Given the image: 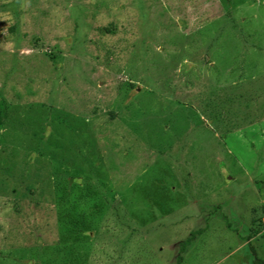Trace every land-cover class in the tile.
<instances>
[{
	"label": "rangeland",
	"instance_id": "374dc122",
	"mask_svg": "<svg viewBox=\"0 0 264 264\" xmlns=\"http://www.w3.org/2000/svg\"><path fill=\"white\" fill-rule=\"evenodd\" d=\"M0 95V264L264 260V0H0Z\"/></svg>",
	"mask_w": 264,
	"mask_h": 264
},
{
	"label": "trees",
	"instance_id": "16d2710c",
	"mask_svg": "<svg viewBox=\"0 0 264 264\" xmlns=\"http://www.w3.org/2000/svg\"><path fill=\"white\" fill-rule=\"evenodd\" d=\"M8 113H9V108L4 107L3 103H0V130L2 127H4V124H5L6 120L8 119ZM256 236H258L257 231L254 230L253 234L250 235V237H248L247 240L249 241ZM182 261H183V257H180L178 259L179 264H182ZM256 264H264V260H260V259L256 258Z\"/></svg>",
	"mask_w": 264,
	"mask_h": 264
}]
</instances>
